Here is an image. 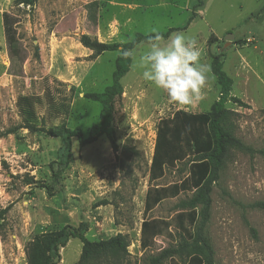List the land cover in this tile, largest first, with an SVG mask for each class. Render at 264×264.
Wrapping results in <instances>:
<instances>
[{
  "label": "rangeland",
  "instance_id": "obj_1",
  "mask_svg": "<svg viewBox=\"0 0 264 264\" xmlns=\"http://www.w3.org/2000/svg\"><path fill=\"white\" fill-rule=\"evenodd\" d=\"M15 1L0 0V210L9 209L0 222V264H29L26 249L32 239L66 225L82 226L93 242L127 235V264H150L175 240L160 236L150 249L142 250L143 221L172 223L179 212L177 204L191 196L182 192L145 213L150 187H167L188 176L184 161L150 183L157 126L180 110L209 111L220 91L212 71L204 98L181 106L144 81L131 65L121 81L124 93L115 103L117 153L105 136L81 148L76 138L66 144V139L48 132L16 129L26 123L47 131L65 125L80 128L88 137L92 127L100 124L101 105L84 96L111 85L120 52L94 58L81 44V36L123 44L137 33L183 28L195 0H38L33 9ZM121 4L133 5L134 11ZM5 13L18 20L17 37L26 57L21 66H11ZM115 20L118 23L109 27ZM178 32L197 38L202 63L210 67L213 55L225 54L224 71L235 80L232 95L247 105L229 101L226 107L236 113V136L256 152L235 151L213 189L207 232L215 262L264 264V209L250 207L264 203V0H207L188 28ZM229 35L237 41L225 47ZM250 38L253 43L247 42ZM241 57L247 65L238 62ZM238 67L243 72L233 75L231 71ZM28 178L34 180L32 185L25 184ZM102 201L110 204L94 207ZM171 232L176 235L174 228ZM81 250L82 243L71 239L60 249L59 264H78Z\"/></svg>",
  "mask_w": 264,
  "mask_h": 264
},
{
  "label": "trees",
  "instance_id": "obj_2",
  "mask_svg": "<svg viewBox=\"0 0 264 264\" xmlns=\"http://www.w3.org/2000/svg\"><path fill=\"white\" fill-rule=\"evenodd\" d=\"M207 0H195L192 5V16L183 28H171L161 33L165 39L172 33L183 31L197 18L203 10ZM38 0H16L17 6L33 9ZM91 5H94L91 4ZM18 20L5 13L3 26L7 52L11 66L23 65L25 55L17 37L16 25ZM154 33L143 35L137 33L126 43H104L82 35L81 44L93 52L97 58L107 52H120L116 60L112 83L101 93H87L85 98L101 105L100 124L94 125L88 137H84L80 128L70 129L65 125L51 128L26 123L18 129H26L30 133L48 132L53 137L66 139L76 138L81 148L96 142L105 136L115 153L119 151L117 136L113 127L115 103L123 93L122 79L131 69L132 60L122 55L123 51L135 49L145 43ZM212 40H209L211 42ZM225 54L218 52L212 57L211 71L220 87L219 98L210 110L202 113L177 111L171 118L162 119L156 131L154 152L149 170V181L155 183L162 179L167 169L175 168L178 163L186 161L188 176L180 183L167 187H150L145 198V213L151 212L166 199L176 198L182 192H190L189 198L177 204L179 212L173 222L162 219L144 220L141 226L140 247L148 250L157 237L165 236L175 242L163 249L150 259V264H216L215 251L207 232L211 218L212 192L221 178L227 163L235 151L254 155L256 152L235 134L236 113L226 107L227 102L247 107L239 98L232 95L233 79L224 71ZM11 130L9 133H15ZM34 180L28 178L26 185H32ZM102 201L94 205L95 208L109 205ZM252 208L264 209V203L251 205ZM8 208L0 210V222L5 220ZM174 228L175 234L171 230ZM253 234L255 230L252 229ZM71 239H78L82 243V250L78 264H127L129 262L130 241L127 235L117 234L108 239L93 242L84 235L82 226L75 228L66 225L57 231H50L36 235L28 244L26 254L29 264H59L60 249ZM180 260V263L177 262Z\"/></svg>",
  "mask_w": 264,
  "mask_h": 264
},
{
  "label": "clouds",
  "instance_id": "obj_3",
  "mask_svg": "<svg viewBox=\"0 0 264 264\" xmlns=\"http://www.w3.org/2000/svg\"><path fill=\"white\" fill-rule=\"evenodd\" d=\"M140 50L122 55L142 79L163 90L170 101L191 106L202 100L212 79L211 67L202 63V49L195 36L174 32L167 39L156 29Z\"/></svg>",
  "mask_w": 264,
  "mask_h": 264
},
{
  "label": "crops",
  "instance_id": "obj_4",
  "mask_svg": "<svg viewBox=\"0 0 264 264\" xmlns=\"http://www.w3.org/2000/svg\"><path fill=\"white\" fill-rule=\"evenodd\" d=\"M121 6L126 7V9H129L130 11H134V8H135V7H133V5L128 6V5H126V4H124V5L121 4ZM127 6H128V8H127ZM138 9H140L139 6H138ZM143 12L145 13V10H144ZM116 23H118L117 20L111 22V23H110L111 25H109V27H113V26H115ZM247 40H252V38L247 39ZM235 41H237V39L234 37V40H233L231 43H226V44H225V47H227V46H229V45L232 46V44L235 43ZM252 41L254 42V39H253ZM227 42H228V41H227ZM253 42H252V43H253ZM238 62H242V63H245V62H246V65H247V61L244 59V57H241L240 60H239ZM249 62H250V63H249ZM248 63L254 65L255 61H253V60H248ZM223 67H224V66H223ZM250 68H252L251 65H250ZM251 70H253V69H251ZM242 72H243V71H241V67H238L236 70L231 71V73H233V75H236V74H238V73H242ZM253 72H254V71H253ZM248 74H249V73H248ZM233 81H235V80L233 79Z\"/></svg>",
  "mask_w": 264,
  "mask_h": 264
},
{
  "label": "water",
  "instance_id": "obj_5",
  "mask_svg": "<svg viewBox=\"0 0 264 264\" xmlns=\"http://www.w3.org/2000/svg\"><path fill=\"white\" fill-rule=\"evenodd\" d=\"M227 41L230 43L234 40V36L233 35H229V37L226 38Z\"/></svg>",
  "mask_w": 264,
  "mask_h": 264
},
{
  "label": "built area",
  "instance_id": "obj_6",
  "mask_svg": "<svg viewBox=\"0 0 264 264\" xmlns=\"http://www.w3.org/2000/svg\"><path fill=\"white\" fill-rule=\"evenodd\" d=\"M247 42L252 43V40H247Z\"/></svg>",
  "mask_w": 264,
  "mask_h": 264
}]
</instances>
